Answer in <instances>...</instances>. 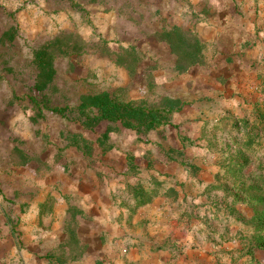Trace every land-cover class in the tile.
<instances>
[{"label":"rangeland","instance_id":"374dc122","mask_svg":"<svg viewBox=\"0 0 264 264\" xmlns=\"http://www.w3.org/2000/svg\"><path fill=\"white\" fill-rule=\"evenodd\" d=\"M173 28L206 45L202 63L177 70ZM59 37L76 53L56 58L55 106L122 90L182 111L141 139L113 126L116 148L87 161L65 136L106 125L35 119L29 99L33 53ZM262 173L264 0H0V264H246L259 214L218 188ZM139 184L164 197L135 208Z\"/></svg>","mask_w":264,"mask_h":264},{"label":"trees","instance_id":"16d2710c","mask_svg":"<svg viewBox=\"0 0 264 264\" xmlns=\"http://www.w3.org/2000/svg\"><path fill=\"white\" fill-rule=\"evenodd\" d=\"M13 35V32H8L6 38L12 39ZM161 39L177 56L176 68L179 72H184L204 60L206 45L197 36L179 32L173 28L164 31ZM132 52H134L132 48L125 50L127 55ZM70 53H76V46L65 44L61 37L34 51L32 63L36 71V78L29 99L33 105L35 119H37L36 116L42 119L47 111L67 122L79 125L85 131H96L103 124L106 125L105 131L99 133L96 142L80 132H69L65 136V141L82 153L87 161L94 159L95 144H98L101 156L107 155L116 148L115 144L111 142L110 136L113 126L115 129L134 131L141 139L142 136L171 124L172 117L182 111L184 104L179 99L165 97L158 104H149L146 101H129L122 98V94H120L122 90L88 93L81 96L75 106H55L52 97L57 94L55 85L56 58ZM120 61H123L122 58ZM176 153L181 154L178 151ZM241 163H237L239 168H241ZM160 188H146L140 184L133 187L135 208L151 204L155 198L162 195ZM218 189L226 193L228 197H233L237 203L249 204L259 214L249 225L255 235V240L247 248V251L242 253V256L249 257L246 264H264V173L259 174L242 193H234L223 186ZM244 195H247V200Z\"/></svg>","mask_w":264,"mask_h":264},{"label":"crops","instance_id":"0c3cea01","mask_svg":"<svg viewBox=\"0 0 264 264\" xmlns=\"http://www.w3.org/2000/svg\"><path fill=\"white\" fill-rule=\"evenodd\" d=\"M148 188V187H147ZM152 188V187H151ZM167 196V195H166ZM160 197H164V196H162V195H160V196H158L157 198H160ZM157 198H155L154 200H153V202L151 203V204H149V205H147V208L148 209H150L151 207L150 206H152V204L154 205V203H156V202H158L159 200H157ZM95 202V201H94ZM132 202H134L135 203V197H134V199L132 200ZM95 204V203H94ZM146 207V206H145ZM104 208V202L103 201H101L99 198H97L96 199V205H95V210H96V216L98 217V218H100L101 220H105V219H108V220H110V219H112V218H109V217H107L104 213H103V209ZM144 210V209H143ZM142 211V210H141ZM132 216V215H131ZM120 231V230H119ZM118 231V232H119ZM120 233V232H119Z\"/></svg>","mask_w":264,"mask_h":264}]
</instances>
